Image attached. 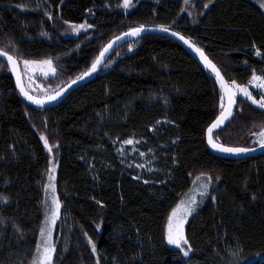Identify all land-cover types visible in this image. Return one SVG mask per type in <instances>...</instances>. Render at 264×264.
<instances>
[{
	"label": "trees",
	"instance_id": "trees-1",
	"mask_svg": "<svg viewBox=\"0 0 264 264\" xmlns=\"http://www.w3.org/2000/svg\"><path fill=\"white\" fill-rule=\"evenodd\" d=\"M262 2L132 0L125 9L123 0H0V43L12 37L24 58H51L60 72L54 82L63 86L130 28L166 25L204 49L225 79L243 85L252 69L264 74ZM64 21L92 27L74 37ZM221 94L210 72L159 36L122 47L94 81L48 110L24 102L5 64L0 264H32L39 243L51 168L42 135L55 151L62 204L54 264H264V155L236 162L206 147ZM260 122L264 111L238 98L232 122L214 139L254 148ZM127 139L156 152L154 180L145 183L121 164L114 141ZM201 173L214 183L186 226L192 254L185 257L167 243V219Z\"/></svg>",
	"mask_w": 264,
	"mask_h": 264
},
{
	"label": "snow or ice",
	"instance_id": "snow-or-ice-1",
	"mask_svg": "<svg viewBox=\"0 0 264 264\" xmlns=\"http://www.w3.org/2000/svg\"><path fill=\"white\" fill-rule=\"evenodd\" d=\"M211 2L212 0H209V3ZM184 3L187 4L188 0H184ZM131 5L132 0H123V8L127 9ZM117 6L120 7L121 5ZM208 6V4L204 5L205 8ZM261 7L264 8V2L261 3ZM89 12H91V9H89ZM45 15H47L49 19L52 18L50 10H45ZM64 23L68 24L70 30L76 34H79L81 30H87V28L92 27V25L87 24L86 22L74 24L69 21H64ZM157 27L163 32L170 31V27L166 25H158ZM147 30L148 29H146L145 25L141 24L138 27L130 28L129 31L123 33L122 36H117L115 40L109 43L104 50L100 52L99 57L94 60L89 70L81 73L76 79H73L66 88L57 90L51 94L45 92L42 98L38 95L32 94L30 91L32 75L35 72H40L44 76H47L49 73L55 75L57 73V67L54 65L51 58L41 60L24 58L13 38L8 37L5 42L0 43V57L4 58V63H0V70L4 68L6 63L8 70L15 75V83L19 88V92L32 104L37 107H43L46 103L57 100L64 94V92L67 91L68 88H71L72 85L76 84L79 80H83L95 73L101 65L105 57V53L112 48V45L116 42V40H121L127 36L139 37ZM42 34L47 35V33ZM172 34L179 36L181 40L189 44V46L199 54L200 59L215 74V79L219 82V89L222 93L219 96L220 111L219 115L207 128V143L216 151L229 155L239 156L256 151V148L250 146H231L223 142H218L217 139H214V130L223 129L225 123L231 120L234 115V109L237 107L238 95L243 98V100L249 101L252 105L264 110V74H257V72L252 69V74L245 84L241 85L234 79L229 81L225 79L221 69L205 54L204 49L197 47L190 41V39H185L183 35L177 32H173ZM260 54V50L257 49L256 55L259 56ZM245 63H247V61H245ZM21 66H23V72ZM25 76H27V85L25 82ZM254 91H256V95L253 94ZM259 129V131H253L251 135L256 137L253 143L258 145L259 149L264 150V122H260ZM216 135H219V133L216 132ZM41 139L44 141L45 146H47L48 152L51 153L53 151V146L49 144L47 136L42 135ZM123 143L125 145H134L136 141L133 139H127L124 140ZM56 147H58V144ZM141 155H144V153H141ZM56 167L57 165L53 164L48 174L49 183L46 186V192L50 194L51 198L50 201L45 200V224L44 227L39 230L40 242L36 245L32 264H54L56 242L53 239V234L57 230V223L61 220L62 212V204L57 194V186L55 184ZM137 167H145V165H137ZM219 179L220 178L218 176L215 178L216 181ZM145 183H148V181H145ZM193 183L196 186L189 190L192 194H185L184 198L180 199L179 202L171 209L170 215L167 219V242L170 245L181 248L182 254L185 257L189 256L192 250L191 244L189 243L185 233V225L188 223L189 217L196 212V209L199 206L197 196H199L201 200L207 197L214 180L211 174L201 173L196 176ZM0 199H4L6 201L7 197H0ZM85 235L87 234L85 233ZM88 243L91 245V251L95 253L97 248L95 243L91 240V237H88Z\"/></svg>",
	"mask_w": 264,
	"mask_h": 264
},
{
	"label": "rangeland",
	"instance_id": "rangeland-1",
	"mask_svg": "<svg viewBox=\"0 0 264 264\" xmlns=\"http://www.w3.org/2000/svg\"><path fill=\"white\" fill-rule=\"evenodd\" d=\"M84 31L85 30H81L79 34H76V33H73L70 30V28H69V32L74 37H78ZM53 63L57 67V64L54 61H53ZM21 68H22V72H23V66H21ZM59 77H60V72L58 70V67H57V73L55 75H52L51 73H49L47 76H44L40 72H35L32 75V84H31V87H30V91L32 92V94L38 95L41 98L43 97L45 92L50 93V94L54 93L55 91L60 90L64 86H66V85L62 86V83L61 84L60 83L59 84L55 83L57 81L59 82ZM25 82H26V85H27V76H25ZM253 94L256 95L257 94L256 91H254ZM238 98H241V97L238 95L237 99ZM252 106H254L255 108H258L255 105H252ZM151 131L154 132L155 129H153ZM133 140L136 141V143L134 145H125L123 143V141L121 142V141L115 140L114 141L115 142L114 146H116V148H117V156H118L121 164L125 166V169L137 172L144 180L152 181V180L155 179L156 174L159 172L158 171L159 160L157 158L156 152L154 150H152L151 148H149L148 145L145 142L139 141V140H136V139H133ZM43 143H44V141H43ZM44 146H45V144H44ZM255 147H258V145L255 146ZM45 148H46V150L48 152L47 146H45ZM48 153L51 156V167H52L53 164L56 165L55 151L53 149V151L51 153L50 152H48ZM141 153H144V155H141ZM137 165H145V167H137ZM55 177H56V180H55V184H56V181H57V167H56ZM48 183H49V181H48V178H47V184ZM191 194L192 193H189V195H191ZM50 198H51L50 194L47 193L46 200L50 201ZM205 198L203 200H201L200 197L197 196V199L199 201V206L197 207L196 212L198 211L200 206L204 204ZM44 208H45V212H46V206L45 205H44ZM196 212H194L193 215ZM191 217H189L188 222H189ZM58 223H59V221H58ZM58 223H57V225H58ZM44 224H45V221H44ZM187 224L185 225V233H186ZM43 227H44V225H43ZM55 235H56V232L53 234L54 241H55ZM166 236H167V234H166ZM39 242H40V239H39ZM168 245L170 247L178 249V250H180L182 252L181 248H178V247H176L174 245H170L169 243H168ZM191 254H192V252H190L189 256Z\"/></svg>",
	"mask_w": 264,
	"mask_h": 264
},
{
	"label": "water",
	"instance_id": "water-1",
	"mask_svg": "<svg viewBox=\"0 0 264 264\" xmlns=\"http://www.w3.org/2000/svg\"><path fill=\"white\" fill-rule=\"evenodd\" d=\"M146 29H148L147 31H145L144 33H142L139 37H132V36H127L124 37L121 40H116V42L112 45V48L109 49V51L107 53H105V57L101 63V65L99 66L98 70L93 73L91 76L86 77L83 80H79L76 84L72 85L71 88H68L66 92H64V94L59 97L57 100L55 101H51L49 103H46L43 107H37L36 105L32 104L30 101H28L20 92H19V88L17 87L16 83H15V75L13 73L10 72L12 80L14 82L15 88L18 92V94L21 96V98L24 100V102L35 108V109H39V110H48V109H53L56 108L58 106H60L72 93H74L76 90L86 86L87 84H89L90 82L94 81L99 74L102 72V70L104 69V67L106 66V64L109 62V60L112 58V56L122 47L126 46L127 44H131V43H135L137 41H139L140 39H143L145 37H150V36H159V37H163V38H167L170 39L174 42H176L177 44H179L201 67H203L204 69H206L208 72H210L214 77L215 74L204 64V62L200 59L199 54L192 48L189 46V44L185 43L183 40H181L179 38V36L173 35V32H177L181 35H183L182 33L170 29L169 32H163L161 30H159V28L157 26H145ZM128 32V31H127ZM123 33L119 36H122ZM185 37V39H190V41L192 43H194L197 47H199L191 38L183 35ZM115 40V38L113 39ZM113 40H111L109 43H111ZM108 43V44H109ZM107 44V45H108ZM106 45V46H107ZM105 46V47H106ZM104 50V49H103ZM102 50V51H103ZM99 57V56H98ZM0 60H2L4 62V58L0 57ZM6 64V63H5ZM7 65V64H6ZM8 67V66H7ZM22 69V68H21ZM219 83V82H218ZM66 86H64L62 89L66 88ZM235 111V109H234ZM234 116V115H233ZM233 120V117L231 118V120L229 122H226L224 125V128L221 130H214V135L216 134V132H222ZM206 147L208 149V151L210 152L211 155H213L216 158H220V159H224V160H232V161H236V162H241V161H245L248 159H252V158H256V157H260L264 155V150L259 149V147H255L257 150L250 152L248 154L245 155H229V154H223L220 153L218 151H216L215 149H213L208 143H207V132H206Z\"/></svg>",
	"mask_w": 264,
	"mask_h": 264
}]
</instances>
